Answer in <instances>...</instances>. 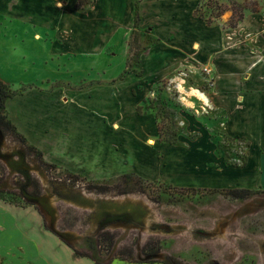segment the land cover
Returning <instances> with one entry per match:
<instances>
[{"label":"crops","instance_id":"1","mask_svg":"<svg viewBox=\"0 0 264 264\" xmlns=\"http://www.w3.org/2000/svg\"><path fill=\"white\" fill-rule=\"evenodd\" d=\"M137 4L95 0L80 10L76 0H0V32L18 41L2 42L1 48L0 82L15 94L5 101L12 124L46 163L74 175L107 180L135 174L168 181L170 145L153 137V116L138 109L153 87L168 78L169 49L192 44L193 66L205 67L208 74L196 71L197 84L203 80L210 86L177 90L181 98L186 94L193 100L194 114L185 122L194 127L195 138L188 147L171 145L177 155H172L175 175L170 182L204 190L264 189V18L260 42H223L225 34L193 18L187 0L142 1L139 9ZM137 12L142 40L151 41L138 63L143 76L128 69L121 53L105 54L112 47L121 52L124 37L135 29ZM186 38L195 42H184ZM42 43H50L52 61L64 60L66 71L59 78L33 76L32 83H12L9 77L22 60L30 63L26 74H34L40 61L29 47ZM77 72L86 75L78 78ZM217 132L248 144L242 159L225 161ZM40 227L38 218L0 201V257H8V264H71L62 255L73 258L72 252Z\"/></svg>","mask_w":264,"mask_h":264},{"label":"rangeland","instance_id":"2","mask_svg":"<svg viewBox=\"0 0 264 264\" xmlns=\"http://www.w3.org/2000/svg\"><path fill=\"white\" fill-rule=\"evenodd\" d=\"M142 1L160 0H138V4ZM187 1L196 21L201 20L203 27L210 26V30L225 34L223 42H260L264 0ZM78 2L86 10L95 0H76V5ZM0 33L1 68L2 42L18 41ZM42 34L45 37L46 34ZM142 39L135 22V29L124 37L121 52L112 47L106 49L105 54L121 53L118 56L127 60L128 69L131 67L137 75L143 76L138 62L141 50L151 41ZM49 42H53L52 39ZM49 44L29 47V51L39 57L40 65H36L34 74H26L30 63L20 61L21 66L11 74L10 81L18 85L32 83L34 77H61L60 73L66 71L65 61H57V58L52 61L50 52L53 50ZM168 53L171 65L168 78L153 87L152 95L139 108L141 114L148 113L154 118L153 137L159 135L164 143L177 140V146L188 147L195 135L194 127L188 128L185 118H191L195 110L192 98L186 94L181 98L177 90L184 92L183 88L196 85L208 88L209 82L201 80L197 84L196 81L198 72L208 74L205 67L193 66L192 44L169 49ZM182 55H188L183 63ZM83 62L85 69L88 63ZM101 65L104 66L103 62ZM176 65L184 66L172 73ZM76 75L80 78L86 74L77 72ZM217 134L225 161L235 164L238 156L243 158L248 145L244 140ZM167 144L170 145L168 181L147 180L135 174L89 180L46 163L36 148L14 129H0V189L20 194L22 188L28 190L31 207L23 209L26 217L38 218L41 230L48 231L72 252L73 258L70 254L62 255L71 264H264V189L251 191L246 198H237L231 194L234 189L176 186L170 182L175 175L171 169L175 163L172 155H177L176 147ZM185 159L189 171L192 150L185 152ZM9 260L0 257V264H8Z\"/></svg>","mask_w":264,"mask_h":264},{"label":"trees","instance_id":"3","mask_svg":"<svg viewBox=\"0 0 264 264\" xmlns=\"http://www.w3.org/2000/svg\"><path fill=\"white\" fill-rule=\"evenodd\" d=\"M77 7L80 10L84 9V6L80 5V3L77 5ZM139 20H140L139 13H137V17H136L137 28L139 26V22H140ZM138 55H139V53H138ZM0 86H2V88H0V129H8V130L14 129L23 139H25L24 136H22L17 131L16 127L12 124L11 120L9 119V114H8L6 107H5V101L7 99L13 97L15 94L12 93V91L10 90L9 87L3 85L2 82H0ZM138 112L141 114V108L138 109ZM160 133H161V131H160ZM176 134L177 133H175V136H176ZM166 142L174 145L177 143V140H168V141L166 140ZM37 151L40 153V155L43 158L42 153L39 150H37ZM21 190L22 191L20 194V193L12 192V190L0 189V201L5 203V204H9V205L15 206L17 208H22V209H27V208L31 207V203L28 199V195H29L28 190L26 188H22ZM231 194H233L237 198H246L247 196H249L251 194V191L233 190V191H231ZM37 195H39V193ZM31 197L36 198L38 196H31Z\"/></svg>","mask_w":264,"mask_h":264}]
</instances>
